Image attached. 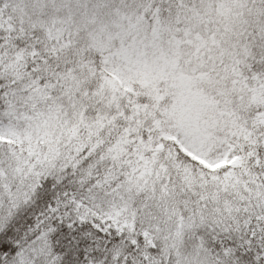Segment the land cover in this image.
<instances>
[{
  "label": "snow or ice",
  "instance_id": "obj_1",
  "mask_svg": "<svg viewBox=\"0 0 264 264\" xmlns=\"http://www.w3.org/2000/svg\"><path fill=\"white\" fill-rule=\"evenodd\" d=\"M0 264H264V0H0Z\"/></svg>",
  "mask_w": 264,
  "mask_h": 264
}]
</instances>
